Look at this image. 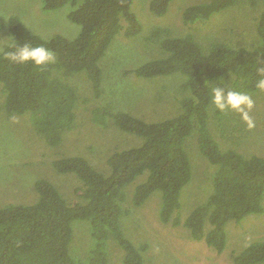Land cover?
<instances>
[{"label": "trees", "instance_id": "1", "mask_svg": "<svg viewBox=\"0 0 264 264\" xmlns=\"http://www.w3.org/2000/svg\"><path fill=\"white\" fill-rule=\"evenodd\" d=\"M69 1L76 0H42L41 7L57 9ZM170 1L151 0L150 11L163 15ZM238 1L209 0L189 5L182 12V21L189 24L241 2L250 6L260 2L256 45L246 48L224 40L205 50L191 34L171 36L168 28L157 27L154 33L162 34L164 56L124 70L141 77L176 72L185 76L182 88L189 89L190 94L179 100L182 112L159 122L114 111L108 104L93 108L87 115L82 111L81 118L75 88L68 80L60 79L84 72L92 95L100 96L98 60L122 28L121 20L128 37L141 29L130 10L131 0H83L67 14L70 21L80 26L73 38L37 32L43 37L52 35L43 38L29 30L18 15H0V31L3 29L7 36L0 45V83L2 104L9 116L27 113L34 130L50 146L61 145L65 133L86 121L103 132L114 130L118 136L124 132L141 139L130 147L117 148L112 143L103 151L98 150L101 142L90 141V149L85 145L81 153H61L51 160L50 175L36 173L31 201L0 205V264H110L109 242L122 250L119 264H143L147 242H132L126 237L120 216L127 212L123 209L124 186L145 170V180L132 191V204L141 205L153 191L159 190V220L163 224L183 225L191 238L203 240L217 253L226 246L228 223L239 224L247 216L264 214V157L244 156L232 146L221 149L208 126L211 112L220 141H228L226 131L233 134L238 144L234 132L242 127V117L230 107L218 109L213 102V90L217 85L231 91L232 83L240 84L243 91L254 92L262 78L258 69L264 67V0ZM25 44L51 50L55 61L36 66L31 61L18 64L6 56ZM194 129L199 151L215 169L206 199L181 221L179 193L191 175L184 144ZM95 153L102 169L92 162ZM69 180L74 182L72 198L64 193L68 189L64 183ZM257 218L259 221L264 215ZM80 224L88 230L84 240L75 237ZM248 239L239 252L231 255L230 264L264 263V238ZM236 243L231 240L232 245Z\"/></svg>", "mask_w": 264, "mask_h": 264}, {"label": "rangeland", "instance_id": "2", "mask_svg": "<svg viewBox=\"0 0 264 264\" xmlns=\"http://www.w3.org/2000/svg\"><path fill=\"white\" fill-rule=\"evenodd\" d=\"M41 1L0 0V15H18L23 24L38 35L55 33L66 38L77 35L80 26L70 21L67 14L78 7L83 0L69 1L51 10H43ZM206 1L209 0H171L166 12L157 16L150 11L151 0H131L130 10L135 14L141 29L128 37L124 33L125 23L121 20L122 28L111 39L104 54L98 60L101 70L100 96L94 98L84 72L71 75L68 79L60 77L63 81L68 80L75 88L78 99L76 106H79L80 115L82 111L87 115L93 108L106 104L114 111L121 110L147 122H159L182 112L179 100L190 94L189 89L182 88V83L185 81L183 74L176 72L141 77L133 72L124 71L164 56L160 43L162 34L154 33L157 27L168 28L171 36L191 34L205 50L216 41L228 40L232 44H240L239 46L246 48L258 43L256 28L262 6L260 2L251 6L242 5L241 2L240 5L238 3L214 13L208 19L184 24L182 21L184 8ZM2 31L3 29L0 31V45L7 38ZM1 87L0 83V205L31 201L34 196L33 183L36 175L39 172L50 175L48 170L50 161L59 157L61 153H81L85 145L90 149V141L102 143L99 145V151L107 149L112 143L116 144L117 148H122L136 145L141 141L139 137L124 132L119 136L114 130L103 132L102 128L97 129L93 123L86 124L89 122L86 121L81 123L79 130L78 126L81 124H77L73 130L65 133L61 145L50 146L45 142L44 137L34 130L27 113L9 116L5 112ZM229 87L231 91L243 93L252 100L251 109L247 106L242 107L250 117L253 126L249 127L242 118V127L234 132L238 144L234 141L233 134L226 131L224 134L228 136V141H220L216 134L220 132L214 129L215 116L209 112V129L221 149L232 146L235 151L244 156L264 157V89L247 92L242 90L240 84L236 86L232 83ZM235 112L242 117L240 111L235 110ZM101 137H104L102 141L99 139ZM184 147L190 161L191 175L179 193L178 213L181 221L196 205L206 199L212 189V175L215 169V166L199 151L195 129L187 137ZM92 159L94 166L102 169V166L98 164L100 158L97 153L92 155ZM43 161L47 164H42ZM147 173L148 171L145 170L124 186L123 206L125 208L123 209H127V212L120 216V226L126 237L132 242H147L148 250L143 264H230L231 255L239 252L248 242V238H264V218L259 221L257 218L264 214L247 216L239 224L228 223L227 242L221 253L208 247L203 240L191 238L188 229L183 225L163 224L158 216L161 203L159 190L153 191L139 206H134L131 201L135 185L144 181ZM64 186L68 188L66 191L64 189L65 195L72 198L74 182L66 181ZM76 230L75 237L79 236L84 240L83 236L87 235V227L80 224ZM229 236H233L231 240L238 244L232 245ZM82 239L80 240L83 241ZM86 245L87 242L84 243V246ZM107 253L110 264L120 263L122 250L115 243L107 244Z\"/></svg>", "mask_w": 264, "mask_h": 264}, {"label": "clouds", "instance_id": "3", "mask_svg": "<svg viewBox=\"0 0 264 264\" xmlns=\"http://www.w3.org/2000/svg\"><path fill=\"white\" fill-rule=\"evenodd\" d=\"M6 56L15 63L24 64L31 61L36 66H42L55 61V55L51 50L43 46L31 47L28 44L18 47L15 52L6 53ZM258 72L261 73L262 78L258 80L257 87L264 89V67L259 68ZM213 102L221 111L227 107L240 111L242 118L248 123V126H253L250 117L242 107L247 106V108L251 109L252 100L249 96L236 91L226 92L224 88L216 85L213 90Z\"/></svg>", "mask_w": 264, "mask_h": 264}]
</instances>
